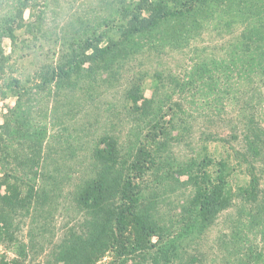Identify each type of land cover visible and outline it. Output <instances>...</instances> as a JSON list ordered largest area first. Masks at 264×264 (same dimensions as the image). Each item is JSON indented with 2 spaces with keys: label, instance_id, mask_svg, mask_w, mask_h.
<instances>
[{
  "label": "rangeland",
  "instance_id": "374dc122",
  "mask_svg": "<svg viewBox=\"0 0 264 264\" xmlns=\"http://www.w3.org/2000/svg\"><path fill=\"white\" fill-rule=\"evenodd\" d=\"M12 1L0 0V13ZM131 1L137 0H47L42 33H38L43 50L33 47L25 34L29 49L23 50L24 67L36 68L33 63L44 59L41 55L53 44L58 47L61 36L83 34L90 29H115L121 6ZM245 1L248 10L261 6L264 19V0ZM243 4L240 0L211 2L215 8L209 7L208 15L198 13L190 23L175 25L178 30L183 26L189 30L180 43L167 41L160 45L155 41L153 44L157 45L151 46L148 40L142 41L143 53L137 61L101 85L93 103L84 98L82 90L56 93L53 85H46L43 90L32 87L18 102L15 97L0 102V126L7 124L0 129V135L10 145L8 159L0 155V178L6 171L23 181L24 192L28 186L37 191L28 210L9 213L7 228L0 221V264H55L62 242L72 233L80 234L78 225L83 216L74 206L72 191L87 173L88 150L101 135L109 134L117 138L127 157L143 141L144 134L125 109V92L135 81L144 80V97L151 98L154 77L150 76L157 72L162 83L159 82L155 99H167L171 105L180 103L185 111L181 117L186 126L184 137L178 145L170 142L168 153L173 162L165 159V164L176 166L202 151L215 160L229 157L234 162L235 153L245 152L243 124L252 120L264 130V78L258 76V68L251 80L238 73L247 52L244 46L253 47L243 34L250 15H235ZM221 7L226 8L225 13L219 10ZM28 14L25 11V18ZM0 45L5 55L12 54L8 39L2 38ZM203 64L208 68L205 73L201 72ZM201 145L205 150L199 149ZM30 152L42 159L37 176L29 172L31 167L32 172L37 169L34 162L27 161ZM262 159L254 162L258 179L256 203L247 206L236 199L230 208L219 213L215 223L190 243L188 252L195 257L194 264H264ZM239 169L233 174L237 177L231 179L234 186L247 180ZM184 181L185 177L172 173L153 192L157 197L154 214L162 217L164 223L171 222L170 218L180 212L179 206L190 195L191 188ZM4 191L2 187L0 195ZM109 260L106 255L95 264H107Z\"/></svg>",
  "mask_w": 264,
  "mask_h": 264
},
{
  "label": "trees",
  "instance_id": "16d2710c",
  "mask_svg": "<svg viewBox=\"0 0 264 264\" xmlns=\"http://www.w3.org/2000/svg\"><path fill=\"white\" fill-rule=\"evenodd\" d=\"M213 1L217 0L131 1L121 6L115 29H90L83 34L61 36L57 39L58 47L53 44L52 49L47 48L41 55L44 59L33 63L36 68L32 70L24 67V51L29 49L25 34L33 47L43 50L38 33H42L47 0H13L0 13V40L8 39L13 48L11 55H5L0 45V102L10 97L18 102L32 87L43 90L46 85H53L56 93L82 90L84 98L93 103L101 85L109 83L110 77L114 78L127 64L137 61L143 53L142 41L148 40L151 46L157 45L153 44L155 41L160 45L167 41L180 43L189 30L182 29L184 26L178 30L175 25L190 23L198 13L208 15L209 7L215 8L210 5ZM242 1L245 4L235 15H250L243 34L253 47L244 46L247 52L238 73L243 79L251 80L254 69L258 68V76L263 79V9L257 6L248 10L246 1ZM219 10L225 13L226 8ZM25 11L29 13L27 18ZM207 69V65H201V72ZM150 77H154L151 98L144 97L143 79L131 83L124 97L126 112L144 134L143 141L127 157L117 138L109 134L101 135L88 150L87 173L73 191L69 190L74 194V206L83 216L78 225L80 234L72 233L62 242L55 264H95L106 255L110 257L107 264H194L196 259L188 252L190 243L215 223L219 213L230 208L236 199L247 206L256 203L258 179L254 162L264 157L261 125L252 120L243 124L245 152L235 153L234 162L229 157L215 160L202 151L176 166L167 165L165 159L172 161V154L168 153L170 142L178 145L184 137L186 126L181 117L185 111L180 103L171 105L167 99L156 100L162 77L157 72ZM6 126L5 123L0 129ZM9 148L0 135V155L5 159ZM199 149L205 150V146ZM27 161L34 162L37 169L32 172L31 167L29 172L37 176L42 159L30 152ZM237 169L246 174L247 180L234 186L231 179ZM172 173L185 177L184 184L191 192L179 206L180 212L170 218L173 221L164 223L162 217L154 214L157 197L153 192ZM22 182L6 171L0 178V189H5L0 195V221L5 228L9 213L28 210L37 195L32 186L24 192ZM97 241L101 244L95 245Z\"/></svg>",
  "mask_w": 264,
  "mask_h": 264
}]
</instances>
